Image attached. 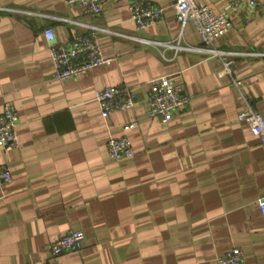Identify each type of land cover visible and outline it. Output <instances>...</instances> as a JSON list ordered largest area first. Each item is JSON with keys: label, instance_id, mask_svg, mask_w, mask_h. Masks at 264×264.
Returning <instances> with one entry per match:
<instances>
[{"label": "crops", "instance_id": "0c3cea01", "mask_svg": "<svg viewBox=\"0 0 264 264\" xmlns=\"http://www.w3.org/2000/svg\"><path fill=\"white\" fill-rule=\"evenodd\" d=\"M100 1L94 16L65 0H0V113L14 105L19 143L0 147L11 173L0 186V264H215L233 247L246 264H264L256 203L264 152L236 119L245 99L264 120V0L247 21L231 15L215 43L240 54L232 76L241 92L220 77L218 59L198 50L192 26L179 37L174 0ZM194 1L214 13L227 4ZM133 2L163 8L162 21L137 29ZM90 27L101 30V54L111 62L54 78L44 30L67 43ZM177 40L179 49L164 45ZM161 78L190 98L168 122L146 116L149 84ZM124 86L134 107L103 118L95 93ZM118 137L130 141L132 158H108L106 142ZM68 230L83 233V248L52 258L49 247Z\"/></svg>", "mask_w": 264, "mask_h": 264}, {"label": "built area", "instance_id": "2783aa9c", "mask_svg": "<svg viewBox=\"0 0 264 264\" xmlns=\"http://www.w3.org/2000/svg\"><path fill=\"white\" fill-rule=\"evenodd\" d=\"M67 5H78L85 14L99 15L102 11L100 0H65ZM255 0H227L222 12L214 13L208 7L197 4L194 0H174L175 20L179 26V37L184 28L192 26L202 47L198 50L206 56L216 58L220 62V77H227L232 87L241 92L242 82L232 76V65L236 52H225L216 48V41L231 28L230 16L243 14L248 20L249 9L255 7ZM130 19L137 29H145L160 23L163 19V8L151 2H133L129 6ZM97 28H88L85 34H78L67 43L56 40L52 29L43 32L48 44L51 62L54 67V78L58 80L75 79L89 70L109 64L111 59L103 58L97 40ZM179 40V38H178ZM177 42L166 43L173 49L181 48ZM186 50L188 48H185ZM253 55V54H251ZM256 55V54H254ZM94 100L100 115L107 118L114 112L130 110L136 103L135 93L128 87H106L95 93ZM190 98L182 85H171L166 78L152 81L146 95V116L158 118L163 122L171 120L179 110L189 105ZM236 119L245 123L250 132L258 139L264 152V120L259 113L252 110L244 99L243 108L237 113ZM135 123L126 126L130 128ZM18 116L14 105L6 102L0 113V147L4 152L18 147L16 127ZM106 153L114 161L132 158L130 141L126 137L109 138L106 142ZM11 181V173L6 165H0V186ZM257 206L264 218V196L257 200ZM84 235L80 231L68 230L49 247V254L56 258L64 253L79 251L83 248ZM215 264H246L242 251L233 247L227 250Z\"/></svg>", "mask_w": 264, "mask_h": 264}]
</instances>
